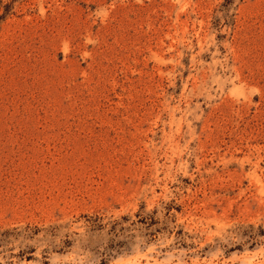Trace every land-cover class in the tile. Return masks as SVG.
Instances as JSON below:
<instances>
[{"label":"rangeland","instance_id":"374dc122","mask_svg":"<svg viewBox=\"0 0 264 264\" xmlns=\"http://www.w3.org/2000/svg\"><path fill=\"white\" fill-rule=\"evenodd\" d=\"M0 264H264V0H0Z\"/></svg>","mask_w":264,"mask_h":264}]
</instances>
